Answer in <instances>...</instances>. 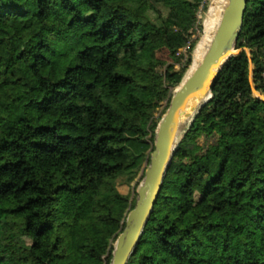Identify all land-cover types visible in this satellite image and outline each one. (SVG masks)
<instances>
[{"label": "trees", "instance_id": "obj_1", "mask_svg": "<svg viewBox=\"0 0 264 264\" xmlns=\"http://www.w3.org/2000/svg\"><path fill=\"white\" fill-rule=\"evenodd\" d=\"M202 2L0 0V264L110 263L135 203L117 178L149 160L147 104L190 66L201 32L183 63L176 52L202 31ZM235 47L126 264H264V100L249 79L251 62L263 90L264 0H247ZM58 208L71 218L45 245Z\"/></svg>", "mask_w": 264, "mask_h": 264}, {"label": "water", "instance_id": "obj_2", "mask_svg": "<svg viewBox=\"0 0 264 264\" xmlns=\"http://www.w3.org/2000/svg\"><path fill=\"white\" fill-rule=\"evenodd\" d=\"M246 3L247 0L227 1L201 61L185 81L179 84V88L175 89L165 113L157 124L149 160L136 188L134 206L127 213L124 227L116 237L109 264H126L137 244L161 189L174 150L185 132L180 124L182 111L190 97L202 95L208 99L211 96L210 88L220 68L231 55L237 53L233 52L234 41L242 27Z\"/></svg>", "mask_w": 264, "mask_h": 264}, {"label": "rangeland", "instance_id": "obj_3", "mask_svg": "<svg viewBox=\"0 0 264 264\" xmlns=\"http://www.w3.org/2000/svg\"><path fill=\"white\" fill-rule=\"evenodd\" d=\"M210 2H211V0H203V2L200 3V5L198 6V8L196 10V20L202 23V27H203V22H204L206 16L208 15V13H209ZM204 3H206V5H207V7L205 9H204V6H203ZM200 32H202V31L200 29H198L196 26L193 27L190 30V33L188 35L186 44L188 43V41L191 42L195 38H198ZM200 37H201V35H200ZM200 37H199V40H200ZM198 41H197V43H198ZM186 44L184 46H182L181 48H179L177 50V52H176V54L180 57V62L181 63H183L184 60H185L186 51H187V48L189 46V44L188 45H186ZM235 46H236V40L234 41L233 52H238L240 50V48H237ZM246 51H247V53H249V49H246ZM159 55L163 59H166V60L170 61L166 57V54L164 52H160ZM192 61H193V53H192V58H191V64H190V66H188L187 70L184 73V76H183L184 79L186 78L188 72L190 71V68H191V65H192ZM181 63H175L174 64V69L178 70L180 68V64ZM162 68L163 67H160V70H163ZM249 76H250V82L252 84V93H253V95L256 96V97H259L260 99H263L264 100V85H263V90L262 91H259V90H257L255 88V86L253 84V64L251 62H250V65H249ZM262 77H263V82H264V72L262 73ZM177 87H178V85L175 88H173L172 94L169 97V95L165 94V90H164L165 89V86L162 83H158L155 86L153 95H152L149 103L147 104V109L151 112L152 117L154 119L158 120V122L161 119V117L163 116V114L165 113V111H166V109H167V107L169 105L170 99H171V97H172V95H173V93H174V91H175V89ZM123 88L126 89V87H123ZM204 102L202 104L200 102L195 107V109L192 112L191 116L189 118H186L185 120H183V122H182L183 123L182 124V129H184V131H186V129L188 128V126L191 124V122H192L195 114L199 111L200 107L204 104ZM154 137H155V135L153 136V139H150V134L147 135L148 142L150 143V148L147 150L148 153L151 151V149L153 147ZM202 140H203V137L202 136L198 137V141L199 142H202ZM147 163H148L147 161H144L142 163V165L140 166L139 170L137 171V174H136L135 179L132 180L131 182H127L124 176H119L117 178V182H116L117 189L121 193L129 195V200L130 201L133 198L136 200V197H137L136 188H137V186H136V188H134V183L140 177V175H142V177H143L144 169H145ZM141 179H140V181H141ZM111 202H112V200L109 197H105L104 199H102L100 201V206H101V208H105ZM70 218H71V211L69 209H66V208H58V209H56L55 210V219H54L55 220V224H54L53 228L44 235V237L42 239L43 243L45 245H47L52 240L53 233H54V228H55L56 224H58L62 220H69ZM115 241H116V238H115V240L113 242V248H114V245H115Z\"/></svg>", "mask_w": 264, "mask_h": 264}, {"label": "bare ground", "instance_id": "obj_4", "mask_svg": "<svg viewBox=\"0 0 264 264\" xmlns=\"http://www.w3.org/2000/svg\"><path fill=\"white\" fill-rule=\"evenodd\" d=\"M228 0H211L210 6H209V13L206 16L201 37L198 43L196 44L194 50H193V61L190 68V71L188 72L186 78L190 75V73L193 71V69L199 64L201 61L215 31L216 28L220 22L222 12L227 4ZM185 78V79H186ZM184 77L180 84H182L185 81ZM180 85H178L177 89ZM207 100V97H203L202 95H196L192 96L188 99L186 106L184 110L182 111V114L180 116V124H183V120L186 118H189L194 111L195 107L200 103Z\"/></svg>", "mask_w": 264, "mask_h": 264}, {"label": "built area", "instance_id": "obj_5", "mask_svg": "<svg viewBox=\"0 0 264 264\" xmlns=\"http://www.w3.org/2000/svg\"><path fill=\"white\" fill-rule=\"evenodd\" d=\"M190 44V42L188 41V43L186 45ZM181 48V47H180Z\"/></svg>", "mask_w": 264, "mask_h": 264}]
</instances>
